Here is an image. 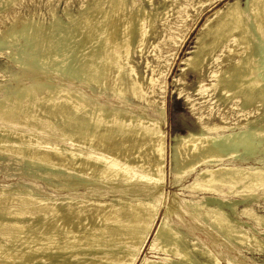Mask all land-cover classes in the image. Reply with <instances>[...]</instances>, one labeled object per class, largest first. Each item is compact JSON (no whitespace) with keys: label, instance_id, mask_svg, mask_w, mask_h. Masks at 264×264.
Returning <instances> with one entry per match:
<instances>
[{"label":"bare ground","instance_id":"6f19581e","mask_svg":"<svg viewBox=\"0 0 264 264\" xmlns=\"http://www.w3.org/2000/svg\"><path fill=\"white\" fill-rule=\"evenodd\" d=\"M52 1L46 22L11 13L0 26V52L21 40L12 52L19 72H0L11 81L0 84V159L19 160L22 176L38 171L76 179L51 180L58 195L32 192L25 180L0 186V264H221L218 251L188 228L197 217L217 238L264 251V214L253 207L264 202V165L244 163L256 149L253 138H264V0L227 2L199 28L182 64L197 72L198 94H212L197 107L184 97L199 125H186L169 144L163 100L150 110L129 104L135 97L150 105L147 94L163 85V56L156 51L154 60L146 59L149 77L133 56L148 52V44L155 48L150 38H173L178 25L168 10L175 4L183 8L178 16L185 27L173 38L177 44L188 28L189 0H169V6L145 0L150 8L138 0H77L75 13L65 0V19ZM14 3L0 0V10ZM218 59L214 66H220L207 70V87L204 67ZM101 90L116 100L99 98ZM226 102L227 108L218 105ZM253 107L262 112L251 120ZM167 163L173 183L191 178L179 184L186 195L174 192L158 212ZM180 211L190 216L187 227ZM222 259L242 264L229 253Z\"/></svg>","mask_w":264,"mask_h":264},{"label":"rangeland","instance_id":"374dc122","mask_svg":"<svg viewBox=\"0 0 264 264\" xmlns=\"http://www.w3.org/2000/svg\"><path fill=\"white\" fill-rule=\"evenodd\" d=\"M160 1H162V0H154L155 4H159L158 2H160ZM231 1L232 0H213L212 2L205 3L206 5L204 4L202 6H199V5H197L199 0H189L190 3L187 4V9H186V11L188 12L189 16L186 18V21L184 23V24H186V23L188 24V28H187V31L182 35L181 40H180L181 42L178 41L177 44L173 43V40H174L173 38H175L177 40V38H179V36L182 34V32H183L185 27L182 26L183 23L181 24L179 16H178V14H179L178 11L182 12L183 8H181L180 10L179 9L175 10L176 9V4L173 5L172 9L168 10L169 11L168 12L169 13V17H170L169 20L172 21V22H175L176 25H178V27H176V29L172 30V35H173L172 37L173 38L172 39H168V38L164 39L163 35H162V38L161 37L160 38L159 37L150 38V41L154 40L153 44L156 45L155 48H153L154 50L151 49L153 46L149 47L150 44H148V49L146 50L148 52H145L142 55L134 54V56H133L134 65L137 66L138 70L141 72V74L143 76L145 75V76H148V77L151 75L152 72H151L150 68L145 67L146 66V64H145L146 63V59H148L150 61L154 60L153 53L156 52V51L159 52L160 54H162V56H163L162 59H161L160 65H159L160 66L159 68L161 70L165 71L164 74H163L164 77L162 76L163 79L162 78L159 79L160 82H161V85L162 84L163 85H162L160 90H158L159 88H155V91L153 92V95H149L151 93L147 94V99H149L148 101L151 102L150 105L148 103H146V101L144 99H141L142 100L141 101L139 98H135V97L131 98L132 100L129 102V104H130V107H131L132 110H134V109L137 110L136 108H139V107H144L147 110H150V109H152V105L153 104H155L153 106L157 107L160 104V99L163 100V102H164L163 108H164L165 117H164V122H163L162 127H163V129L165 131V134H166V142H167V144H169V142H170V136L171 135H173L175 133L184 134L186 132V129H187L186 125H190V124L199 125V122L197 121L196 116L192 113V110H190V107H189V104H188L189 101H185L184 97L189 96V100L191 102H193V103H194V101L197 102L198 105L195 106V107H197V106L203 104V102L199 103L198 101L204 100L206 98L210 99V96H207V94H209V93L212 94V93L210 91L209 92L206 91L204 93L203 97L200 96L201 94L200 95L198 94V92L196 91L198 74H197L196 71H194V70H192L190 68H186L184 66V64H182V59L186 56V53L188 51H190L192 49V47L194 46L195 37H196L197 33L199 32V28L205 22L206 18L208 16H210L216 9L223 7L225 5V3L231 2ZM243 1L244 0H241V3ZM52 2H53L52 4H54V5L56 4L55 12L58 13L59 15H61V17H63L65 19V16H64L63 10H62L64 8V6H65V0H58V1L54 0ZM138 2L143 4L146 8H150V5L147 3V1L138 0ZM178 2L180 4V3H183L184 0H178ZM165 4H167V6H169L168 4H171V1L166 0ZM12 6L9 9L0 10V20H3L2 24H0V26L1 25L2 26L6 25L8 23L7 22L8 19H6V18H7V15L11 14V13H16V14H18L19 17H26V15L30 16L29 14H31L34 17L39 15L37 17L45 20L44 22H46L51 16L50 12L48 11V6L49 5L47 3V0H15V3ZM78 6L79 5L77 3V0H70L68 2V9L73 11L74 13L77 11V7ZM28 7H29V9H28ZM33 9H35V10H33ZM29 10H30V13H29ZM170 14H171V16H170ZM2 16L6 20H4V18ZM46 18H47V20H46ZM171 24H173V23H171ZM18 41L20 42L21 40H17L15 42V44L17 46L20 44ZM15 44H14V46H10L9 47L10 50H9V48L8 49L5 48L6 50L3 49L2 52H0V55H1L0 56V72H6L8 70V68L19 72V70H20L19 66L14 64L13 59H12V54H13L12 52L14 50L15 51L18 50V48H19V46L16 47ZM15 47H16V49H15ZM6 60H8V61H6ZM213 62L209 66V69H207V67H204L205 74L202 76V78L204 80L205 86L207 85V87H208V84H210L212 82L210 80L211 78L207 77V70L210 71V70H213V69H215V68L220 66V65L217 66V67L214 66V65H216L219 62V59L216 60V62H215V60ZM11 63H12V65H11ZM6 65H8V66H6ZM16 66H18V67H16ZM183 67H185L184 71L181 69ZM3 78L4 77L0 76V84H5L7 82H11V81L4 82ZM162 81H163V83H162ZM175 81L177 83H175ZM179 81H180V83H179ZM86 90L89 93L91 92V90L88 87L86 88ZM88 90H90V91H88ZM177 92H179V93H177ZM98 94H100V96H101L99 98H101L103 100L106 99V97H108V96H112V98H114L113 95H111V93L108 92V91L101 90V91H99ZM153 98H154L155 102H154ZM114 99L116 100V98H114ZM143 101H145L146 104H144ZM137 103L140 104V105H138ZM230 104H231V102H228V103L226 102V104L219 103L218 105L220 106V108L222 106V108L224 109V108L229 107ZM254 108L255 107H253L250 110V114L248 113L250 116L247 114L248 117H250L251 120H254V117H255V119L258 118L259 115H260V112H262V109L259 108V110H258L259 112L257 111V113H256V112L253 111ZM243 117L245 118V116H243ZM240 119H243V118H240ZM215 121L216 122H220V120L218 118H216ZM253 139L256 141V144H255L256 145V149L253 151V154L246 161H244V163H246V165L254 164L255 163V159L264 160L263 159L264 158V146H263L264 145V142H263L264 138H261L260 140H257L254 137ZM9 160H10L11 164H10ZM9 160L0 159V181H1L0 182V186H2V185L5 186V185L10 184L11 182H15L17 180H25L27 182L26 184H28V186L31 188L32 192H36V193L37 192L38 193L44 192V193H47V194H50V195L51 194L58 195V194H60L62 192H57V191H55V189H53V190L49 189V185L48 184H49V182L51 180L53 182L54 181L55 182H59V181H63L62 179H66V178H67V180L71 179V181H75V179H76L75 176L74 177L73 176H68V177L67 176H62V178L58 177V176H55L56 178H54V176L53 177L52 176L46 177L42 173H39L38 171L33 173V175H31L32 177L30 175H25L26 176L25 177L24 175L22 176L20 174L22 172V171H20V169H19L18 172H17V169H16L18 167L21 168V166L23 164L21 162H19V160H15V161H14V159L13 160L9 159ZM258 160H256L257 163H255L254 165H260V164L264 165V161L258 162ZM167 167H168V170H166L167 173H166L165 182H164L163 196H162V200H161V204H160V209H159L158 212H163L165 206H167V203H171L170 201H171V198H172V194L174 192H177L179 194V196H180V194L182 196L186 195V193L184 191H179L178 190L180 188L179 184L181 182L182 183H187L188 180H190V178H191V175H187L188 177L187 176L183 177L179 184H178V182L177 183H173V177H172V175L170 173L169 163H167L166 169H167ZM45 168L41 167V170L45 169ZM9 169H11V170H9ZM34 169L35 170L36 169L40 170V168H38V166H32L30 170H34ZM7 170H8V172H7ZM11 174H13V175H11ZM33 176H34V179L36 178V176L39 177L40 179L37 178V180L36 179L33 180ZM69 177H71V178H69ZM27 178H29V179H27ZM44 178H45V180H43ZM38 180H39V182H38ZM46 181H48V182H46ZM6 182H8V183H6ZM34 183H35L36 187H34ZM46 184H47V186H46ZM261 191L264 192V188ZM182 196H180V197H182ZM259 201L260 202L253 203V207L256 209L257 212H259L261 214H264V202H263L262 199L259 200ZM13 204H16V201H14ZM241 208H242V206L239 207V210ZM179 214L182 216V218H181L183 220L182 223L185 224V225H183L181 223L183 225V227L188 225V224L190 225V223L188 222V221H190L188 219V218H190L189 214L188 213L187 214L186 213H181V211L179 212ZM174 216H175L174 213H170V216H169L170 220L174 221L175 220ZM197 219H198V221L197 220L194 221L195 225L193 223L190 226H188V228L190 229V227H191L190 231L192 233L194 232L193 233L194 235H196L198 238L202 239L206 243L207 247H209L208 249L211 252L214 251V252L217 253V251H218V256L220 255V258L218 257V259H219L221 264H227L226 263L227 261L223 260L222 258L224 257V259H225V255H228V253H229V255H232L237 261H239L242 264H264V251H262V252L260 251L259 252V250H255V249L253 250L252 247L250 248V246H247L246 244L245 245L244 244H238V243L236 244V243L230 242L228 240H225L223 237H219L218 236V238H217V235L215 234L214 229L212 230L211 227H208V226L204 225L203 221L200 222V220H201L200 218L197 217ZM243 220H245V219L243 218ZM197 222H199V223L196 224ZM201 224H203V226L205 228ZM200 227H202V228L200 229ZM193 229H195L196 231H194ZM207 229H208V231H206ZM257 229L259 231L261 230V228H257ZM209 231H212V232H209ZM205 232L207 233L208 236L207 235L204 236ZM213 233H214V235H213ZM209 234H210V236H209ZM211 235H213L212 236L213 238H211ZM216 238L219 241H221V242L219 243V241ZM209 243H210V245H209ZM215 244H216V246L219 245V246H217L219 248H217L215 246ZM230 244H233V245H230ZM211 246H212V249H211ZM237 246H239V247L237 248ZM213 248H214V250H213ZM217 249H219V250H217ZM238 250H240V251H238ZM145 254L147 256L150 255L147 252V247H145L144 252H143V255H145ZM221 254H223V257L221 256ZM196 264H202V263H196Z\"/></svg>","mask_w":264,"mask_h":264}]
</instances>
